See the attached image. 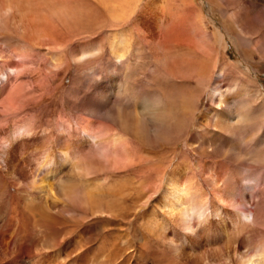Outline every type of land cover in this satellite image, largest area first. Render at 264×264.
Instances as JSON below:
<instances>
[{"label": "rangeland", "instance_id": "obj_1", "mask_svg": "<svg viewBox=\"0 0 264 264\" xmlns=\"http://www.w3.org/2000/svg\"><path fill=\"white\" fill-rule=\"evenodd\" d=\"M216 2L264 41L263 1ZM139 5L113 26L97 0H32L33 15L47 19L32 26L39 36L31 40L23 38L24 23L0 8V33L10 35L0 42V264H240L264 244V54L254 46V61H245L209 0ZM58 7L78 12L80 22L63 21ZM206 28L224 35L218 65ZM120 35L124 42L113 45ZM227 59L260 91L234 138L214 117L236 113L247 77ZM217 81L221 107L210 98ZM192 95L189 108L184 101ZM137 119L139 133L130 126ZM237 145L240 159L230 152ZM211 170L224 202L207 179ZM47 173L56 207L30 187ZM174 176L183 181L190 216L204 213L194 235L167 211ZM75 185L84 196L94 190L110 211L73 202L63 190Z\"/></svg>", "mask_w": 264, "mask_h": 264}, {"label": "bare ground", "instance_id": "obj_2", "mask_svg": "<svg viewBox=\"0 0 264 264\" xmlns=\"http://www.w3.org/2000/svg\"><path fill=\"white\" fill-rule=\"evenodd\" d=\"M97 1H99L100 3L103 4L104 9H106L107 14L109 15L108 17L111 20V24L113 26H115L118 24L121 25L126 20L131 18V15L134 14L133 12L135 11L136 7L139 5L141 0H97ZM209 1H211L212 5L218 6V8H219L218 10L221 11V14L223 15V17L225 19L226 29L228 30V32L230 33V35L232 36L234 41L237 43V46H240V49L243 53V59L245 61H247V62L254 61L252 58V54L249 52V49H251V51H252V48L254 46H256V48L259 49L262 54H264V43H263L264 41H262V39H259V40L254 39V37L250 34V31H248L246 24L242 21L241 17L239 18L238 13H235V12L230 13L223 6L218 5L216 0H209ZM261 1L264 2V0H261ZM34 2L36 3V2H38V0H34ZM31 4H32V0H0V8H5L6 10L9 11L7 15H9L10 19L13 17H16L19 22L24 23V27L21 25V27H22L21 29L23 30V32L27 33L26 35L24 34V37H23L24 40L33 39L34 37L29 38V37H31V35L33 36V34H35L36 36H39V34H37L38 29L31 30L32 26L37 27L38 23L44 22L47 19V18H45V16H43V14L41 12H38V11H36L38 14L35 13V15H33L34 12H32L33 10L31 9ZM52 4H54V3L52 2ZM53 11L63 21H66V22L67 21L68 22L73 21L75 24H78L80 22L79 18H78L79 15H77L78 12H75V10L70 9L69 7H58V8H54ZM203 19L204 18H202L203 24L206 27V24H205L206 21L204 22ZM27 24H29L28 26H31V27L28 28ZM206 30H207V28H206ZM206 35L210 36V38L208 37L209 39H207V41L209 43L208 52H210L212 54L213 53L216 54V55L213 54L214 65H216V64L218 65L219 63H221L218 53L220 52V50H219L220 48H222V49L224 48V46H223L224 35L221 34L218 30H215L211 33L207 30ZM2 36H5V38H6V37H9L10 35L6 34L5 32L0 33V42L4 41ZM39 38L40 37H37L38 42L40 41ZM260 38H262V37H260ZM124 40H125V38L122 35H120L119 37H115V39L113 40V45L117 46L116 42L122 43V42H124ZM41 41H42V39H41ZM31 44H32V42H31ZM54 47H55V44H54ZM253 52H254V50H253ZM115 53H116V57L118 59H122V57L124 56V54L120 51L119 47H116ZM227 61L230 63L231 66H233L236 70H238L242 75L247 77V82H246L247 85L243 88L244 95L247 97L245 99L241 98L239 100V102L241 101V103H239L236 106V109H237L236 113L234 112L233 109H229L232 112V114L228 115L227 118H225L223 116L214 117L215 122H219V125L217 128H219L220 131L223 130L225 133H228L231 137L234 138V136H236V135L239 136L242 133V132L240 133V128H238V124H236V123L241 121V120H244V119L251 117L252 114H251V107H250L251 104L250 103L251 102L253 103L255 96H257V97L259 96L260 91L254 85L255 82L250 78L246 69H244L238 61H236V60L232 61L230 59H227ZM224 71H225V68L223 66L220 67L217 70V78L222 76V73ZM204 80L205 79H203V81ZM198 81H202V80H198ZM207 84H208V81H207ZM200 85H202V84L200 83ZM224 96L225 95H224V91H223L221 82L217 81L216 84L213 85L211 90H210V98H211V100H216L218 107H221L222 104L224 103V100H223ZM193 100L194 99H193V95H192V96H189L188 98L186 97L184 103L186 106L188 105L189 108H191V106H193L192 105ZM126 124H129V123H126ZM130 126H131L133 132L139 133V131L141 130V128L143 126V123L141 122V120L137 119L132 124L130 123ZM87 128L88 127H86V129ZM89 129H90V127H89ZM199 136H201L200 133H199ZM199 136L196 137V139L198 141L200 140ZM118 140H121V145H125L128 142V139L126 137H123V136H120ZM211 140L205 138V136H204V141H208L210 143L215 142L214 145L216 147H221L219 145L220 143L219 144L216 143L218 140L217 141L215 139L213 141H211ZM231 148L232 149H230V152L234 155L233 157H235L236 159H240V157H241L240 146L237 145V146L231 147ZM61 157L64 159L67 158V152L62 151ZM41 164H43L42 161H41ZM38 165L39 164H37V166ZM44 166H45V164H43L42 167H44ZM199 167L201 168V165ZM86 169H87V171H88V169L90 171V168H86ZM48 174L49 173H47L45 176H40V174H36L33 178V181L31 183L30 187L33 190H35V192H39L40 196L42 198H44L47 207H49V206L56 207V205L58 204L59 198H57L58 196H57V191H56L55 185L53 182H51L49 180ZM208 174H209V176L207 177V179L210 181V185L212 187H215V189H213V193L219 197V202H224L225 196L221 195L222 190L219 187H216V186H218V183L217 182L215 183V181H214L216 178L214 179L215 175H214L213 170L209 171ZM182 182L183 181L179 177H175V176L171 177L167 183L166 193L164 194V197L167 199V202H166L167 211H168V213H170V215L172 217L175 218V221L177 224H178L177 220H179L180 217L190 216L189 210L187 208L188 205H186V201L188 199V196L185 195V186L183 185ZM63 191H64L63 193L65 195L69 196V198L73 202L78 203L80 205H83L84 207L85 206H87V208L90 207L92 210H96L98 208H103V207L98 205V199L96 198V195L94 196V190L92 193V191L90 189L89 194H87L86 196H84V194L83 195L81 194L80 189L77 187V185L70 187L68 189L65 188ZM110 207L111 206H109L108 208L107 207L103 208V209L110 211V209H109ZM42 211L44 212V210H42ZM200 215L204 216L203 211L201 212ZM256 255H257V253L253 254L252 256L242 258L240 264H262V261L255 259Z\"/></svg>", "mask_w": 264, "mask_h": 264}, {"label": "clouds", "instance_id": "obj_3", "mask_svg": "<svg viewBox=\"0 0 264 264\" xmlns=\"http://www.w3.org/2000/svg\"><path fill=\"white\" fill-rule=\"evenodd\" d=\"M195 219H198L200 221V226L203 225V222H204L203 216L195 217L194 215H192V216L180 217L179 222L177 224L179 230L182 231L186 235H194L195 232L198 230V228L194 226ZM245 219L248 220V217H245ZM258 249H260V251H258L255 259L264 261V244L259 245Z\"/></svg>", "mask_w": 264, "mask_h": 264}, {"label": "snow or ice", "instance_id": "obj_4", "mask_svg": "<svg viewBox=\"0 0 264 264\" xmlns=\"http://www.w3.org/2000/svg\"><path fill=\"white\" fill-rule=\"evenodd\" d=\"M248 219H250V218H248Z\"/></svg>", "mask_w": 264, "mask_h": 264}]
</instances>
